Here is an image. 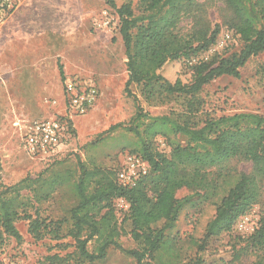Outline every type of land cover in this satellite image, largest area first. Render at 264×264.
I'll list each match as a JSON object with an SVG mask.
<instances>
[{"label": "trees", "instance_id": "16d2710c", "mask_svg": "<svg viewBox=\"0 0 264 264\" xmlns=\"http://www.w3.org/2000/svg\"><path fill=\"white\" fill-rule=\"evenodd\" d=\"M105 1L120 21L128 70L125 92L138 103L125 128L138 137L140 146L129 153L145 159L150 170L135 188L129 189L117 182L120 167L117 171L89 169L80 163V176L72 183L77 204L69 209L67 217L58 220L42 218L35 204L51 196L57 178L49 181L50 189L43 194L36 185L38 180L29 177L5 186L0 191V248L9 238L23 241L17 227L20 220L28 221V233L36 242L47 237L60 239L64 224L71 222L68 234L75 241V250L66 255L48 254L39 264H69L71 258L80 259V264L92 263L105 259L110 247L134 257L138 264H151L147 259L154 260L162 252L177 255L175 243L166 232L175 226L181 210L193 202L194 195L205 200L216 198L217 202L204 242L234 230L240 217L262 203L264 115L241 112L207 117L202 126L192 123L191 116L199 112V94L206 85L224 75L239 78L240 69L264 52V0H224L230 12L224 24L234 30L243 46L227 57L215 55L192 64L188 62L216 43L221 30L219 25L211 27L204 5L198 0H138L137 12L130 2L118 6L115 0ZM184 18L191 20L192 28L181 34L178 27ZM182 61L187 63V72L175 77L166 75L169 65ZM133 84L149 105L162 103L168 96H185V115L189 116H151L132 92ZM120 127L122 124L113 125L108 132ZM159 136L167 139L171 147L168 154L156 148ZM177 136L183 137L184 143L174 138ZM234 161L248 163L250 169L238 170L232 165ZM184 188L193 193L178 198V191ZM119 198L129 204L130 234L140 249H125L119 242L122 227L114 213ZM92 241L93 251L88 247ZM246 242L245 248L256 254L252 264H264V216ZM158 264H203V260L165 258Z\"/></svg>", "mask_w": 264, "mask_h": 264}, {"label": "rangeland", "instance_id": "374dc122", "mask_svg": "<svg viewBox=\"0 0 264 264\" xmlns=\"http://www.w3.org/2000/svg\"><path fill=\"white\" fill-rule=\"evenodd\" d=\"M198 1L204 5L211 27H221L216 43L199 56L208 55V59L215 55L227 57L239 51L243 43L234 30L224 24L230 14L224 0ZM115 2L118 6L130 2L134 10H138V0ZM18 3L19 10L15 16L0 24V44L8 43L9 46L8 50L7 47L4 48V52L0 49V56L3 53L2 57L9 59L10 75L37 77L40 74L42 94L38 105L36 90V107L33 109L34 100L30 104V111H34L35 116L16 119L13 124L15 130L10 132V137L6 128L2 127L0 115V191L5 186H12L29 177L38 180L36 185L43 194L50 189L49 181L57 178L59 181H54L51 196L35 204L38 205L42 218L58 220L67 217L69 209L77 204L72 183L80 176V163L89 169L117 171L124 155L139 148L138 137L125 128L130 125L138 103L125 92L128 70L124 42L119 32L120 21L116 11L105 0H18ZM191 28V20L184 18L178 31L186 34ZM227 32L231 34L230 39L223 47L217 46ZM39 56L40 72L32 65V60ZM187 70V63L182 61L169 65L165 71L167 76L175 77ZM74 75L93 77L96 80L101 90L99 101L87 115L75 120L76 136L62 160L50 165L38 164L29 159L23 149L22 126L26 121L51 117L61 111L64 82L67 77ZM35 85L37 87V83ZM35 85H26L32 96ZM131 89L139 97L144 111L151 116H189L185 115V96H168L162 103L149 105L136 84ZM199 99V112L191 116L192 123H198L199 126L204 124L207 117L241 112L264 115V52L251 58L240 69L239 78L224 75L206 85L200 92ZM116 124H122V127L108 132ZM174 138L184 143L183 137ZM155 146L166 154L171 150L163 136L156 138ZM232 165L241 171L250 169L248 163L234 161ZM192 193L184 188L178 191L177 197L182 198ZM215 201L216 198L205 200L194 195L193 202L181 210L175 226L166 232L168 238L175 243L177 255L171 257L170 253L162 252L154 260L148 258L147 262L158 264L165 258L176 261L201 258L203 264H252L256 254L251 248H245L250 234L238 229L237 222L231 232L203 241L206 226L216 213ZM115 203V217L122 227L119 242L125 249H140V245L130 234L129 204L126 203L121 208L118 199ZM245 215L252 217L256 224L259 223L264 216V195L262 203L255 205ZM70 225L71 222L64 224L60 239L47 237L36 242L28 233V221H18L17 227L24 239L19 243L14 238H9L0 248V262L39 264L48 254L72 253L75 241L68 234ZM94 246L93 241L88 245L91 251ZM69 264H80V259L71 258ZM81 264L138 263L134 257L110 247L105 259L92 263L84 261Z\"/></svg>", "mask_w": 264, "mask_h": 264}, {"label": "built area", "instance_id": "2783aa9c", "mask_svg": "<svg viewBox=\"0 0 264 264\" xmlns=\"http://www.w3.org/2000/svg\"><path fill=\"white\" fill-rule=\"evenodd\" d=\"M18 10V0H0V24L9 21ZM230 36V32H227L222 41L217 43V46L223 47ZM199 55L193 58L189 64L198 60H208V55ZM100 95V87L93 77L84 75L67 77L64 82L61 111L51 117L26 121L22 126V146L29 159L44 165L61 161L75 139V120L92 111L98 103ZM54 104L57 102L54 101ZM149 170L150 165L145 159L136 154L127 153L124 155L117 173V182L125 188H135L140 180L149 173ZM126 203L124 198L118 199V205L121 208ZM258 224L247 215H243L237 220V228L250 235ZM0 264H16V262L2 261Z\"/></svg>", "mask_w": 264, "mask_h": 264}, {"label": "crops", "instance_id": "0c3cea01", "mask_svg": "<svg viewBox=\"0 0 264 264\" xmlns=\"http://www.w3.org/2000/svg\"><path fill=\"white\" fill-rule=\"evenodd\" d=\"M16 14V13H15ZM15 16V15H14ZM13 16V17H14ZM12 17V18H13ZM11 18V19H12ZM10 19V20H11ZM5 44V46H4ZM0 44L1 52H4V48L9 49L8 43ZM4 54L0 56V115L3 122L2 127H5L8 131L9 137L14 131L13 124L15 120L20 117H34L35 112L30 111V104L34 100L33 109L36 107V90L38 105L41 100V78L40 74L36 77L33 76H16L10 75V63L8 58H3ZM33 68H38L39 72L41 69L40 56L32 60ZM25 65V63H24ZM37 83V87H34L33 96L31 95L30 88L27 89L26 85ZM37 88V89H36ZM37 105V106H38ZM32 115V116H31Z\"/></svg>", "mask_w": 264, "mask_h": 264}]
</instances>
